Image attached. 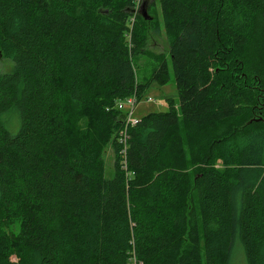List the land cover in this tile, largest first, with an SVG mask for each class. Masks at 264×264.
Returning <instances> with one entry per match:
<instances>
[{"label":"trees","instance_id":"trees-1","mask_svg":"<svg viewBox=\"0 0 264 264\" xmlns=\"http://www.w3.org/2000/svg\"><path fill=\"white\" fill-rule=\"evenodd\" d=\"M140 1L0 0V264H230L234 236L264 264V73L241 57L262 0H158L168 57L145 49ZM170 70L177 107L122 151L115 101Z\"/></svg>","mask_w":264,"mask_h":264},{"label":"rangeland","instance_id":"rangeland-1","mask_svg":"<svg viewBox=\"0 0 264 264\" xmlns=\"http://www.w3.org/2000/svg\"><path fill=\"white\" fill-rule=\"evenodd\" d=\"M264 5V0H262ZM134 15L137 14L144 18V13L148 16L146 20L154 21L158 19V30L148 28L146 31L145 49L151 52L154 56L161 54L168 57V43L164 34L163 24L161 19V11L158 0H141L133 11ZM251 40L249 47L245 53L241 56L245 63L247 71H259L264 73V7L262 11L257 14L254 27L251 33ZM224 40V44H225ZM224 51L228 50V43L225 44ZM224 46V45H223ZM231 57H236L230 54ZM155 60L147 55H142L137 61V76L139 78H147L151 72V69L155 65ZM14 64L11 60L0 56V75L11 71ZM150 97L151 101L147 98ZM169 100L175 104L178 103V92L173 80L172 71L170 70V80L165 84H159L156 81H151L150 84L144 90L142 96L139 98L133 110V117L141 118L142 116L158 111H165L168 109ZM130 106L123 101V111H127ZM124 118V115L122 114ZM18 122L12 131H16ZM254 132V131H253ZM263 162H264V146L262 147ZM104 171L105 177L110 178L113 174L114 167V151L110 144L106 145L103 151ZM20 229V219L13 218L7 223L5 228L6 232L11 235H15ZM15 259L14 256H12ZM230 264H246L245 253L240 241L234 236V240L231 246Z\"/></svg>","mask_w":264,"mask_h":264},{"label":"built area","instance_id":"built-area-1","mask_svg":"<svg viewBox=\"0 0 264 264\" xmlns=\"http://www.w3.org/2000/svg\"><path fill=\"white\" fill-rule=\"evenodd\" d=\"M138 96L135 92H133L132 94L125 96L122 99H118L115 101L114 106L115 108H117L118 110L123 112L124 118L122 121V126L120 127V129L117 131V136H118V140L119 142L123 145V150H125L126 148V142H127V137H128V128L134 124H136L138 122V118L133 117V110L136 106V104L138 103ZM148 101H151V98L148 97L147 98ZM123 101H125L130 108L127 111H123ZM107 110H109V107H106Z\"/></svg>","mask_w":264,"mask_h":264},{"label":"water","instance_id":"water-1","mask_svg":"<svg viewBox=\"0 0 264 264\" xmlns=\"http://www.w3.org/2000/svg\"><path fill=\"white\" fill-rule=\"evenodd\" d=\"M143 16H144V18H146V19L148 18V16L146 15V13H144V15H143Z\"/></svg>","mask_w":264,"mask_h":264},{"label":"flooded vegetation","instance_id":"flooded-vegetation-1","mask_svg":"<svg viewBox=\"0 0 264 264\" xmlns=\"http://www.w3.org/2000/svg\"><path fill=\"white\" fill-rule=\"evenodd\" d=\"M261 107H262V109H264V102L262 103V106H261ZM263 117H264V116H263Z\"/></svg>","mask_w":264,"mask_h":264},{"label":"bare ground","instance_id":"bare-ground-1","mask_svg":"<svg viewBox=\"0 0 264 264\" xmlns=\"http://www.w3.org/2000/svg\"><path fill=\"white\" fill-rule=\"evenodd\" d=\"M128 96V95H127Z\"/></svg>","mask_w":264,"mask_h":264}]
</instances>
